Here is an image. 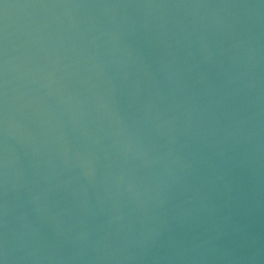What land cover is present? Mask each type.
Listing matches in <instances>:
<instances>
[{
    "label": "water",
    "instance_id": "obj_1",
    "mask_svg": "<svg viewBox=\"0 0 264 264\" xmlns=\"http://www.w3.org/2000/svg\"><path fill=\"white\" fill-rule=\"evenodd\" d=\"M3 264H264V0H0Z\"/></svg>",
    "mask_w": 264,
    "mask_h": 264
},
{
    "label": "snow or ice",
    "instance_id": "obj_2",
    "mask_svg": "<svg viewBox=\"0 0 264 264\" xmlns=\"http://www.w3.org/2000/svg\"><path fill=\"white\" fill-rule=\"evenodd\" d=\"M0 264H3V261H0Z\"/></svg>",
    "mask_w": 264,
    "mask_h": 264
}]
</instances>
